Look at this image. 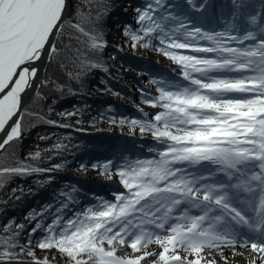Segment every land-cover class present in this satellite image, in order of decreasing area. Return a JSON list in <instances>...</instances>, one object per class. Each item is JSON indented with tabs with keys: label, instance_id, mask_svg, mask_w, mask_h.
<instances>
[{
	"label": "snow or ice",
	"instance_id": "snow-or-ice-1",
	"mask_svg": "<svg viewBox=\"0 0 264 264\" xmlns=\"http://www.w3.org/2000/svg\"><path fill=\"white\" fill-rule=\"evenodd\" d=\"M162 2L152 0L137 9L140 28L126 26L124 32L132 47L147 46L143 42L153 38L166 45L157 50L181 65L184 79L190 82L174 90L159 88L158 98L146 101L163 109L154 115V122L131 121L142 134L150 132L158 142L167 143L166 150L159 159L118 169L116 175L126 191L114 193L113 201L85 209L59 228L57 216L36 247L56 249L68 264H217L213 251L226 261L224 248H235L239 242L250 251L248 264H264V36L257 38L254 31L232 35V25L214 33L200 28L187 31L181 18L171 12L156 16L154 4ZM232 2L237 9L245 7L242 0ZM66 9L67 0H0V133L4 134L0 150L23 137L22 120L16 118L21 115L22 94L38 76L34 63L45 54L50 59L59 54L53 38L62 36L65 26L78 34L77 39L87 37L88 51L77 49L81 67L102 66L89 53H99L106 46L103 33L95 26L86 29L83 21H66ZM169 21L176 26L169 28ZM250 22L255 24V15ZM195 36L213 46H198L194 51L215 56L174 51L192 47L188 37ZM228 41L240 47L229 46ZM245 41L255 43L245 45ZM39 157V152L30 154L32 160ZM203 162L224 172L228 182L207 183V177L177 166ZM111 165L112 161L96 163L92 169L111 179ZM80 167L87 171L85 165ZM40 171L44 170L18 161L15 166L0 167V182L11 175ZM193 209L199 214H193ZM40 227L37 224L32 232ZM17 235L13 232L0 240V264H49L47 257L35 256L31 241L29 247L14 242ZM152 244L156 248L149 251ZM17 247L19 253L14 251ZM21 254L31 261H21Z\"/></svg>",
	"mask_w": 264,
	"mask_h": 264
},
{
	"label": "trees",
	"instance_id": "trees-1",
	"mask_svg": "<svg viewBox=\"0 0 264 264\" xmlns=\"http://www.w3.org/2000/svg\"><path fill=\"white\" fill-rule=\"evenodd\" d=\"M206 1L192 0L190 4L188 0H163L161 6L154 4V7H157V17L168 12L180 17L187 31L200 28L214 33L232 25V35L254 31L257 38L264 36L260 31L264 28V0H242L245 7L240 9L233 6L232 0H212L214 17L207 14L201 20L199 6ZM149 2L152 0H70L65 20L83 21L86 29L95 26L103 33L106 46L99 53H89L90 58L102 66L81 67L77 49L88 51L87 37L77 39L78 34L65 26L63 35L55 39L59 54L49 58L37 92L22 109L23 137L0 151V167H12L24 161L44 170L11 175L0 182V240L16 232L14 242L29 247L31 241L37 258L47 257L49 264H68L67 257L56 249L36 247V242L48 234V225L59 216L56 225L59 228L67 220L76 219L85 209L99 206L103 201H113L114 193L126 191L116 175L118 169H126L137 161L159 159V153L166 150L167 143L158 142L150 132L142 134L139 125L131 123L133 120L154 122V115L163 111L146 103L158 98L159 88L174 90L176 86L190 83L184 79L182 66L157 50L166 45H160L153 38L150 43L143 42L147 46L132 47L130 37L125 35L126 26L130 30L140 28L136 10ZM252 15L256 16L255 24L250 22ZM214 19L217 22L211 28ZM167 23L169 28L176 26V22ZM189 42L192 47L174 51L182 55L215 56V53L194 51L198 46L212 47L210 41L199 38ZM253 43L244 42L245 45ZM228 44L240 47L236 41H228ZM78 72L83 74L77 78ZM192 75L199 76V73ZM47 120L56 123L49 124ZM36 152L40 157L30 159V154ZM107 161H112L111 179L92 169L93 164ZM81 165H85L87 171H82ZM177 166L197 177L206 175L209 170L214 175L216 169L211 164H208L210 169L199 165ZM37 224L41 227L32 232ZM16 225H23V228ZM2 247L0 245V249ZM14 251L19 253V247ZM19 259L30 262L32 258L21 254Z\"/></svg>",
	"mask_w": 264,
	"mask_h": 264
},
{
	"label": "water",
	"instance_id": "water-1",
	"mask_svg": "<svg viewBox=\"0 0 264 264\" xmlns=\"http://www.w3.org/2000/svg\"><path fill=\"white\" fill-rule=\"evenodd\" d=\"M69 9H70V0H67V9H66L65 17L68 15ZM53 39H54V42H55L56 37H54ZM48 61H49V56L47 54H45L41 58V60L37 62V64H36L35 67L38 69V76L33 78L32 86L30 88H28L25 91V93L22 94V105L23 106L21 108V112H22V109L25 107V105L30 101V99L37 92V90H38V88L40 86L41 77H42V75H43V73L45 71V67H46ZM16 118L17 119H20L21 118V115L18 116V117H16ZM3 135H4L3 133H0V137H2Z\"/></svg>",
	"mask_w": 264,
	"mask_h": 264
},
{
	"label": "bare ground",
	"instance_id": "bare-ground-1",
	"mask_svg": "<svg viewBox=\"0 0 264 264\" xmlns=\"http://www.w3.org/2000/svg\"><path fill=\"white\" fill-rule=\"evenodd\" d=\"M37 62L34 63V66H36ZM32 99V98H31ZM30 99V100H31ZM234 253H242V255H236V258L234 257ZM228 256V257H226ZM224 257H226V261L224 259H221V258H216V261H217V264H229V259L228 258H235L236 259V263L234 264H248V260H249V257H250V251L248 248L246 247H241L239 243H237L236 247L233 248L229 254H225ZM232 262H230L231 264Z\"/></svg>",
	"mask_w": 264,
	"mask_h": 264
},
{
	"label": "rangeland",
	"instance_id": "rangeland-1",
	"mask_svg": "<svg viewBox=\"0 0 264 264\" xmlns=\"http://www.w3.org/2000/svg\"><path fill=\"white\" fill-rule=\"evenodd\" d=\"M201 12V11H200ZM200 26H201V23H200ZM202 32H208V33H210V31H208V30H205V29H203V30H201ZM200 37L199 36H195V37H188V40H190V41H195L196 42V40H198ZM141 107L142 108H146V105H144V104H141ZM206 164H201L200 165V167L201 166H205ZM215 171H217V170H215ZM218 173H220L221 171H217ZM217 173V174H218ZM221 174V173H220ZM208 178V177H207ZM210 180H213V179H210ZM209 181V179H207L206 180V182L207 183H209L208 182ZM156 247H154L153 245H151V246H149V251H151V250H154ZM233 248L232 247H227V248H224V250H223V255H225V254H229V252L232 250ZM234 255V257L236 258V255L235 254H233ZM213 256L214 257H216V258H221L218 254H216V252L215 251H213ZM226 257H228V256H226ZM233 259L232 257L231 258H228L229 259V264H230V262H232L231 264H234V263H236V259ZM146 264H151V262L150 261H147L146 262Z\"/></svg>",
	"mask_w": 264,
	"mask_h": 264
}]
</instances>
